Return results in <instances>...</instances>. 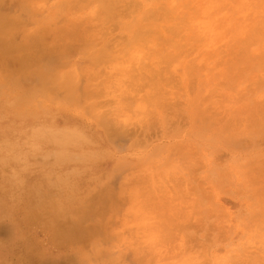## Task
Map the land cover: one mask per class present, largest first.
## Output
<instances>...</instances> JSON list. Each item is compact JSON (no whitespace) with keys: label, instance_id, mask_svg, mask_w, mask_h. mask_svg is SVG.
Returning <instances> with one entry per match:
<instances>
[{"label":"rangeland","instance_id":"rangeland-1","mask_svg":"<svg viewBox=\"0 0 264 264\" xmlns=\"http://www.w3.org/2000/svg\"><path fill=\"white\" fill-rule=\"evenodd\" d=\"M0 264H264V0H0Z\"/></svg>","mask_w":264,"mask_h":264},{"label":"bare ground","instance_id":"bare-ground-1","mask_svg":"<svg viewBox=\"0 0 264 264\" xmlns=\"http://www.w3.org/2000/svg\"><path fill=\"white\" fill-rule=\"evenodd\" d=\"M65 86V85H64Z\"/></svg>","mask_w":264,"mask_h":264}]
</instances>
